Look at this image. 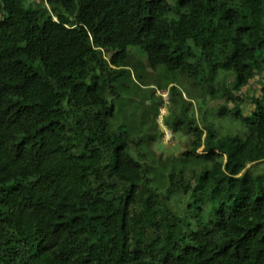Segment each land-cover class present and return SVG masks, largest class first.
I'll return each instance as SVG.
<instances>
[{"label":"trees","instance_id":"trees-1","mask_svg":"<svg viewBox=\"0 0 264 264\" xmlns=\"http://www.w3.org/2000/svg\"><path fill=\"white\" fill-rule=\"evenodd\" d=\"M201 25L236 90L261 76L251 112L214 110L243 133L200 125L179 86L223 101L186 40ZM158 87L165 125L193 138L180 157H156L150 113L118 121L121 98ZM263 162L264 0H0V264H264Z\"/></svg>","mask_w":264,"mask_h":264},{"label":"rangeland","instance_id":"rangeland-1","mask_svg":"<svg viewBox=\"0 0 264 264\" xmlns=\"http://www.w3.org/2000/svg\"><path fill=\"white\" fill-rule=\"evenodd\" d=\"M186 40L192 45L196 52L205 57L206 62L211 68H218V75L215 81V85L212 90L218 92L222 97V102H212L206 97V102H199V96L203 95V86L196 84L188 76L179 77V86L183 91V94L187 100H192L195 104L194 109L198 115V123L202 124V118H207L208 121H214L215 127L220 135H234L245 132L244 127L239 123L234 122L230 118L218 117L217 111H214L218 106L223 105L226 108H232L239 106L245 112H251L255 105L258 91L262 85L260 83L261 76L257 77L251 84L244 89L236 90L234 88V78L230 77L228 73H225L222 68V62L218 59L212 58L208 51V46L213 43H220L221 37L215 32H212L211 28L205 25L200 26L199 35L194 32L193 26L187 29ZM150 71V70H149ZM163 81V80H161ZM152 84V83H151ZM155 84V83H154ZM153 88V87H151ZM151 88L137 90V98L134 102L129 100L128 96H124L117 103V108H121L122 114L118 116V121L121 124L132 126L133 122L140 124L146 118V115L150 113L148 118V128H152L155 134L154 143L151 145V149L155 152L156 157L159 159H167L170 156L180 157L186 152L192 142V136L185 135L183 133L176 134L173 130H170L164 120L171 115L172 110H176V106L173 105L171 95L168 90L157 89L155 98L151 99ZM240 101L236 102L237 99ZM159 105V114L155 119L156 127L153 123L154 109ZM211 109V110H210ZM213 109L214 112H211ZM203 126V124H202ZM154 127V128H153ZM148 132V131H147ZM202 150H200V153ZM252 167L253 174H264V162L257 165H250ZM148 184L155 188L157 191L164 192L169 187V179L166 174L165 179H155L151 173L148 174ZM182 205L181 210L174 208L178 213H183Z\"/></svg>","mask_w":264,"mask_h":264}]
</instances>
